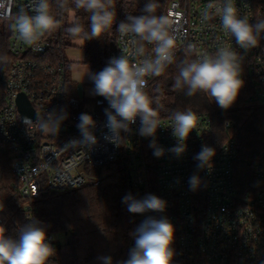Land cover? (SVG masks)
Returning <instances> with one entry per match:
<instances>
[{"label":"built area","instance_id":"obj_1","mask_svg":"<svg viewBox=\"0 0 264 264\" xmlns=\"http://www.w3.org/2000/svg\"><path fill=\"white\" fill-rule=\"evenodd\" d=\"M208 3L209 0L169 2L166 15L178 21L181 50L177 55L188 43L196 45L194 56L213 54L219 46L238 51L244 57L242 88L249 91L250 101L264 103V38L250 51L239 49L235 38L221 28L218 17L202 23L201 14ZM235 3L240 14L248 15L251 22L264 18V0H235ZM30 4L31 0H12L11 13L14 15L24 8L34 14ZM40 46L41 51L33 52L12 33L10 51L15 59L7 74L0 109V149L12 156L11 167L19 179L17 192L26 199L28 208H32L33 200L43 192L68 191L99 180L102 176L94 172L96 167L123 157L134 196L139 199L154 194L167 201L164 213L136 214V227L148 216L167 217L175 227L173 264H264V150L253 163L258 187L241 193L236 178L239 158L233 137L226 139L215 152L211 167L198 169L196 166L193 157L200 152V144L212 126L211 116L206 112H196V129L190 133L187 149L180 158L168 151L163 157H155L149 147L153 138L138 133L139 119L131 126L130 133L121 134L124 139L117 147L103 139L107 132L104 127L107 101L103 97L100 101L97 95L96 107L85 108L78 96V84L71 79V61L64 54V48L51 35H46ZM124 47L125 42L118 34L109 60L121 55ZM146 49L150 52L151 45ZM21 93L27 96L35 111L33 121L37 115L53 109L67 110L69 118L57 136L27 130L17 103ZM81 113L92 115L96 121L94 134L98 144L91 149H66L71 141L81 139L76 127ZM159 120L161 127L155 140L167 150L177 144L170 127L171 117ZM194 174L202 181L196 191L190 190L188 183ZM48 236L52 244L58 240L54 234Z\"/></svg>","mask_w":264,"mask_h":264},{"label":"clouds","instance_id":"obj_2","mask_svg":"<svg viewBox=\"0 0 264 264\" xmlns=\"http://www.w3.org/2000/svg\"><path fill=\"white\" fill-rule=\"evenodd\" d=\"M72 3L75 10L88 14V24L85 26L76 17L75 11L69 9L72 16L69 26L64 29L81 48L86 41L99 39L113 28L116 20L115 0H72ZM11 6L12 0H0V19H10L11 29L18 39L30 46L33 52H38L42 50L41 40L62 27L68 0H31L29 8L34 14L21 8L13 15ZM159 6L158 0H147L142 14L127 15L118 24L116 31L125 42V47L122 54L110 58L101 71L91 72L86 64L87 69L81 72L78 65L83 62L82 52L74 58L69 54L70 59H74L71 79L81 83L87 76L94 85L91 94L107 101L109 107L104 110V127L107 129L103 134L105 141L119 147L124 139L121 134L130 133L131 126L139 119L138 133L142 137L153 138L149 147L153 149L155 157H163L168 151L180 158L187 149L186 141L190 133L196 129L197 113L191 109L173 110L170 127L177 144L167 150L159 146L155 136L161 127L159 116L164 105L159 95L150 96L146 91L148 78L159 77L169 66L176 64L178 75L172 85L174 90L182 91L187 97L203 93L220 108L228 109L244 86V57L227 46H219L213 54H196L195 58H191L196 53V45L188 43L182 46L184 59L177 62V51L181 50L178 21L169 15L157 14ZM53 7L58 10L56 14H53ZM217 17L221 28L234 37L236 45L245 52L258 47L264 38V18L251 22L248 15L240 14L235 0H209L201 14L202 23ZM148 45H151L150 52L146 49ZM8 63L7 55L0 54V71H4ZM160 91L159 88L155 89L156 93ZM68 118L65 108L37 115L35 121L28 116L21 117L29 132L36 129L42 135L53 137L59 134ZM76 127L81 139L71 141L66 149H91L98 144L94 134L97 123L92 115L81 113ZM215 154V149L203 145L193 157L197 161V168L211 167ZM201 182L198 175L189 177L190 190H198ZM122 203L132 214L164 213L167 209V201L154 194L138 199L128 193L122 198ZM3 210L4 205L0 204V212ZM6 232V228L0 225V264H51L56 250L41 221L35 218L29 220L19 227L15 237ZM130 236L134 245L129 249L127 259L117 264H173L175 227L167 217L148 216ZM98 259L102 264H113L111 256H100Z\"/></svg>","mask_w":264,"mask_h":264},{"label":"trees","instance_id":"obj_3","mask_svg":"<svg viewBox=\"0 0 264 264\" xmlns=\"http://www.w3.org/2000/svg\"><path fill=\"white\" fill-rule=\"evenodd\" d=\"M171 0H158L157 14L166 15ZM147 0H115L116 20L113 28L102 34L101 38L86 41L83 45L84 63L91 72L101 71L109 61L110 53L116 48L118 33L116 27L127 15H140ZM69 9L87 26L88 14L75 10L72 0L63 13V25L51 34L55 43L63 48L72 46L73 39L64 31L69 26ZM53 7V14L57 13ZM11 20L0 19V54H6L9 63L0 71L2 92L6 85L11 62L15 59L10 51L12 36ZM191 58H195L193 55ZM184 59V53L177 55V62ZM178 75L176 64L169 66L164 74L149 79L146 91L150 96L159 95L164 109L159 118L171 117L173 110L191 109L206 112L211 116V130L200 144L220 150L229 137L237 145L236 178L241 193H248L258 187L253 163L264 150V103L250 101V93L241 88L233 105L228 109L220 108L205 94L198 93L187 97L182 91L172 88ZM159 88L160 93L155 89ZM4 98L0 99V109ZM230 122V125H227ZM12 156L0 149V225L6 234L15 237L20 226L33 218L41 221L48 234L58 240L53 243L56 255L51 264H102L100 256H111L113 264L127 259L129 249L134 245L130 233L135 230L137 215L127 211L122 198L131 193L129 174L123 157L96 167L94 172L102 177L82 187L63 191L43 192L33 200L32 208L18 192L19 179L11 167Z\"/></svg>","mask_w":264,"mask_h":264},{"label":"rangeland","instance_id":"obj_4","mask_svg":"<svg viewBox=\"0 0 264 264\" xmlns=\"http://www.w3.org/2000/svg\"><path fill=\"white\" fill-rule=\"evenodd\" d=\"M71 16H72V11L69 12L68 22L70 21ZM80 52H82L83 59H84L83 47L81 48V46L75 42H73L72 46L64 48V54L71 61L70 65H72L74 63V62H72V61H74V59H70L69 54H71L72 57L74 58ZM78 66L81 67V72H83L87 69L86 63L84 64L83 62H80ZM89 83H90V79L87 76H85L84 80L81 83H78V92H79V95L83 101L85 100L84 96L87 95L88 93H90L91 90L93 89V87ZM2 97H3L2 80L0 79V99L1 100H2ZM84 105H85V108L92 109V108L96 107V100L92 101L91 103H86L84 101Z\"/></svg>","mask_w":264,"mask_h":264},{"label":"water","instance_id":"obj_5","mask_svg":"<svg viewBox=\"0 0 264 264\" xmlns=\"http://www.w3.org/2000/svg\"><path fill=\"white\" fill-rule=\"evenodd\" d=\"M100 101H101V96H99ZM17 103H18V107L19 110L21 112L22 117L24 116H28L30 117L32 120H34L36 118V114L35 111L33 109V107L31 106L27 96L23 93L19 94L18 98H17ZM131 194L134 195L133 192H131Z\"/></svg>","mask_w":264,"mask_h":264},{"label":"crops","instance_id":"obj_6","mask_svg":"<svg viewBox=\"0 0 264 264\" xmlns=\"http://www.w3.org/2000/svg\"><path fill=\"white\" fill-rule=\"evenodd\" d=\"M72 62H74V61H72ZM83 62H84V59H83ZM88 65V64H87ZM72 66H73V64L71 65V76H72ZM89 66V65H88ZM78 68H79V70L81 71V67L80 66H78ZM89 69H90V66H89ZM90 71H91V69H90ZM78 84V83H77ZM92 87H94V85L91 83V80H90V83H89ZM78 96L80 97V95H79V92H78ZM95 97L96 96H93L92 94H91V92L90 93H88L87 95H85L84 96V101L86 102V103H91L92 101H94L95 100ZM81 98V97H80ZM82 99V98H81Z\"/></svg>","mask_w":264,"mask_h":264}]
</instances>
